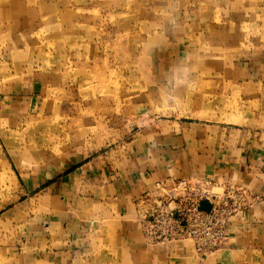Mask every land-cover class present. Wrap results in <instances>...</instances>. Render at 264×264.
<instances>
[{"label":"rangeland","instance_id":"obj_1","mask_svg":"<svg viewBox=\"0 0 264 264\" xmlns=\"http://www.w3.org/2000/svg\"><path fill=\"white\" fill-rule=\"evenodd\" d=\"M193 3L0 0V204L15 187L7 160L47 180L152 111L264 131V0ZM162 64L180 66L156 84Z\"/></svg>","mask_w":264,"mask_h":264},{"label":"crops","instance_id":"obj_2","mask_svg":"<svg viewBox=\"0 0 264 264\" xmlns=\"http://www.w3.org/2000/svg\"><path fill=\"white\" fill-rule=\"evenodd\" d=\"M152 66L162 84L160 73L180 64ZM152 112L126 141L81 159L69 156L47 180L40 173L26 178L7 160L3 169L15 187L13 199L0 204V264H264V131L251 135L206 117ZM181 177L247 192L223 245L207 257L189 241L150 236L143 223L154 207L147 194Z\"/></svg>","mask_w":264,"mask_h":264},{"label":"built area","instance_id":"obj_3","mask_svg":"<svg viewBox=\"0 0 264 264\" xmlns=\"http://www.w3.org/2000/svg\"><path fill=\"white\" fill-rule=\"evenodd\" d=\"M221 188V192L216 189ZM160 194L143 223L150 236L168 240L190 239L197 253L204 256L218 250L224 242L227 224L247 205V192L217 187L210 180L195 177L166 179L157 184ZM210 210L201 209L202 202Z\"/></svg>","mask_w":264,"mask_h":264},{"label":"water","instance_id":"obj_4","mask_svg":"<svg viewBox=\"0 0 264 264\" xmlns=\"http://www.w3.org/2000/svg\"><path fill=\"white\" fill-rule=\"evenodd\" d=\"M201 209L205 210V211H209L210 210V204L206 201L201 203Z\"/></svg>","mask_w":264,"mask_h":264}]
</instances>
